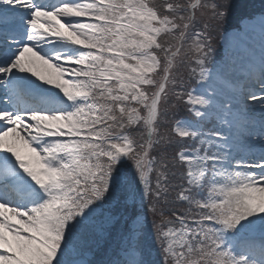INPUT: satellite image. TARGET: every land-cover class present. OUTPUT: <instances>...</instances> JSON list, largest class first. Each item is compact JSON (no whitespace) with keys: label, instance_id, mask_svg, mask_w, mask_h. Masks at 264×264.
I'll list each match as a JSON object with an SVG mask.
<instances>
[{"label":"snow or ice","instance_id":"1","mask_svg":"<svg viewBox=\"0 0 264 264\" xmlns=\"http://www.w3.org/2000/svg\"><path fill=\"white\" fill-rule=\"evenodd\" d=\"M257 27L264 0H0V264H264Z\"/></svg>","mask_w":264,"mask_h":264}]
</instances>
